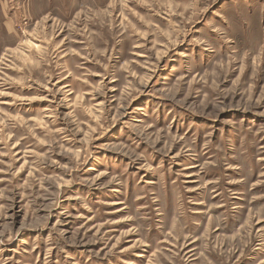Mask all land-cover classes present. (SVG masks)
<instances>
[{
    "label": "rangeland",
    "instance_id": "374dc122",
    "mask_svg": "<svg viewBox=\"0 0 264 264\" xmlns=\"http://www.w3.org/2000/svg\"><path fill=\"white\" fill-rule=\"evenodd\" d=\"M0 264H264V0H0Z\"/></svg>",
    "mask_w": 264,
    "mask_h": 264
}]
</instances>
